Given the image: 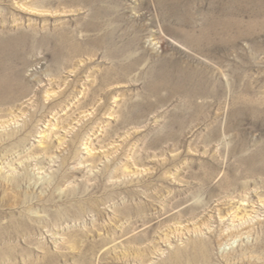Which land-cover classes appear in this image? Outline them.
<instances>
[{
	"label": "rangeland",
	"instance_id": "374dc122",
	"mask_svg": "<svg viewBox=\"0 0 264 264\" xmlns=\"http://www.w3.org/2000/svg\"><path fill=\"white\" fill-rule=\"evenodd\" d=\"M0 264H264V0H0Z\"/></svg>",
	"mask_w": 264,
	"mask_h": 264
}]
</instances>
